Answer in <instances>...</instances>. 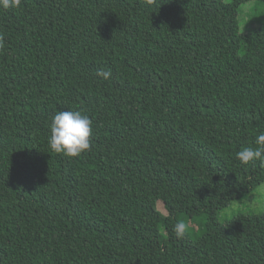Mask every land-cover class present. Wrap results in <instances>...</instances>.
<instances>
[{
    "label": "trees",
    "instance_id": "obj_1",
    "mask_svg": "<svg viewBox=\"0 0 264 264\" xmlns=\"http://www.w3.org/2000/svg\"><path fill=\"white\" fill-rule=\"evenodd\" d=\"M263 11L264 0L0 9V264H264V212L218 218L264 183V165L235 155L264 133ZM62 110L92 120L79 157L49 146ZM103 148L110 179L94 176ZM196 218L177 239L173 225Z\"/></svg>",
    "mask_w": 264,
    "mask_h": 264
},
{
    "label": "clouds",
    "instance_id": "obj_2",
    "mask_svg": "<svg viewBox=\"0 0 264 264\" xmlns=\"http://www.w3.org/2000/svg\"><path fill=\"white\" fill-rule=\"evenodd\" d=\"M149 4L155 0H147ZM23 0H0V9H19ZM5 47V42L0 37V50ZM97 75L103 80H110L111 70H100ZM49 146L56 153L68 157H79L91 147L90 137L93 134L92 120L80 110L57 111L50 122ZM255 147H244L235 155L241 164L248 165L259 161L264 165V133L255 138ZM177 239H182L187 233V225L177 221L172 229Z\"/></svg>",
    "mask_w": 264,
    "mask_h": 264
},
{
    "label": "rangeland",
    "instance_id": "obj_3",
    "mask_svg": "<svg viewBox=\"0 0 264 264\" xmlns=\"http://www.w3.org/2000/svg\"><path fill=\"white\" fill-rule=\"evenodd\" d=\"M253 1L243 4L239 11V23H241L244 18L248 17L249 15L253 14V11L249 8L252 6ZM247 7V10L244 9ZM252 12V13H251ZM262 15H258L257 25L259 22L264 21V11L261 13ZM113 151L107 148H103L97 153L91 154V160L95 166L94 176L95 178L105 177V178H112L111 175L105 171L101 160L109 155H112ZM91 183V181H82L80 183V187L83 193L87 191L88 185ZM112 197L114 202L117 201V192L116 190H112ZM158 207L160 210L164 211V208L162 206V203H158ZM243 212V213H260L264 212V183L259 184L257 187H255L253 190L245 193L241 198L232 200L229 205H227L225 208L219 210L218 212V218L219 220H226L233 215ZM197 218L193 220H188L186 222V225L190 229V233L194 234L197 230Z\"/></svg>",
    "mask_w": 264,
    "mask_h": 264
}]
</instances>
